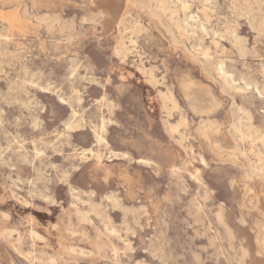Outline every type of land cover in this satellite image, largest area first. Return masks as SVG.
Returning <instances> with one entry per match:
<instances>
[{
  "label": "rangeland",
  "instance_id": "rangeland-1",
  "mask_svg": "<svg viewBox=\"0 0 264 264\" xmlns=\"http://www.w3.org/2000/svg\"><path fill=\"white\" fill-rule=\"evenodd\" d=\"M159 1L0 0V264H264V0Z\"/></svg>",
  "mask_w": 264,
  "mask_h": 264
},
{
  "label": "bare ground",
  "instance_id": "bare-ground-1",
  "mask_svg": "<svg viewBox=\"0 0 264 264\" xmlns=\"http://www.w3.org/2000/svg\"><path fill=\"white\" fill-rule=\"evenodd\" d=\"M162 1H164V0H162ZM158 2H160L159 0H158ZM164 2H166V1H164ZM163 2H161L160 3V5L162 4ZM163 5H164V3H163ZM163 5H161L162 6V8H163ZM166 5H168V4H166ZM160 7V6H159ZM168 8V6H165V8ZM160 9H161V7H160ZM162 10V9H161ZM163 10H165V9H163ZM162 10V11H163ZM167 10V9H166ZM9 15H11V14H9ZM190 17H191V15H190ZM13 21V20H12ZM120 21V20H119ZM181 22V21H180ZM15 24H17V23H15ZM183 28H186L187 26H190L189 25V22H188V20H185L184 22H183V24L181 25ZM131 41H133V40H131ZM124 49L125 50H127V48H125L124 47ZM123 49V50H124ZM124 53H125V51H124ZM137 54V53H136ZM127 55V54H126ZM135 55V54H134ZM219 68H220V70H222L223 71V73L224 74H227L224 70V68H223V65L221 64L220 66H219ZM147 71V70H146ZM148 72V71H147ZM150 72V74L152 75L153 74V72H152V70H150L149 71ZM223 73H221L222 75H223ZM154 82H156V81H154ZM183 82V81H182ZM156 84V83H155ZM195 81L193 80H191V81H189V82H185L184 84H183V87H184V89H185V92H186V94H187V96H188V98H189V100H190V104L192 105V107L196 110V111H200V112H205V113H208V112H211L212 111V109H213V105H210V106H207V105H203V104H201V103H199L198 102V98H199V96H197V92L194 90L195 89ZM197 86V85H196ZM196 88H198V87H196ZM199 89H201L200 87H199ZM204 90V89H203ZM205 91V90H204ZM162 93V92H161ZM200 94V93H199ZM162 95V97H163V99H164V101H167V100H172L173 102H174V105L176 104L175 103V100H174V98H173V95H172V93H164V94H161ZM168 102V101H167ZM176 106V105H175ZM170 110H172V109H170ZM176 127V126H175ZM177 129V128H176ZM170 130H171V128H170ZM98 136V135H97ZM258 136V135H257ZM99 137V136H98ZM259 137V136H258ZM262 137V136H261ZM263 138V137H262ZM128 175V174H127ZM140 179V178H139ZM125 181V180H124ZM130 185V184H129ZM130 188V187H129ZM131 189V188H130ZM129 193V192H128ZM261 249V248H260ZM262 251V250H261Z\"/></svg>",
  "mask_w": 264,
  "mask_h": 264
}]
</instances>
